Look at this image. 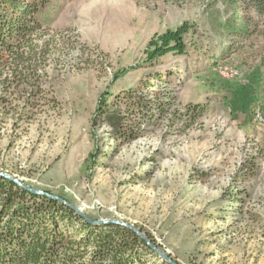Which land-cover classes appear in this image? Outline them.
Wrapping results in <instances>:
<instances>
[{"label":"rangeland","instance_id":"374dc122","mask_svg":"<svg viewBox=\"0 0 264 264\" xmlns=\"http://www.w3.org/2000/svg\"><path fill=\"white\" fill-rule=\"evenodd\" d=\"M253 7L50 0L38 19L56 43L59 107L4 93L3 68L0 172L134 226L178 264H264V10ZM180 28L184 49H167L160 37ZM129 89L166 113L115 103ZM106 106L122 132L99 117Z\"/></svg>","mask_w":264,"mask_h":264},{"label":"trees","instance_id":"16d2710c","mask_svg":"<svg viewBox=\"0 0 264 264\" xmlns=\"http://www.w3.org/2000/svg\"><path fill=\"white\" fill-rule=\"evenodd\" d=\"M49 1L0 0V72L5 67L9 70V75L1 80L2 90L20 99L28 96V104L35 99L34 106L39 112L51 104L59 107L47 74L56 43L38 19ZM250 1L258 12L264 10L263 0ZM184 34L180 28L160 39L167 49L181 51ZM154 55L155 51L150 52L152 59ZM155 78L162 81L163 76ZM115 103L127 105L130 111L146 107L150 112L156 111L159 117L166 113V104L158 95L143 101L134 89L115 97ZM199 109L194 107L187 119L200 116ZM98 115L114 129L124 130V116H115V111L109 112L108 106L99 109ZM157 262L168 264L129 229L114 224L90 225L59 202L34 195L0 178V264Z\"/></svg>","mask_w":264,"mask_h":264},{"label":"water","instance_id":"95a60500","mask_svg":"<svg viewBox=\"0 0 264 264\" xmlns=\"http://www.w3.org/2000/svg\"><path fill=\"white\" fill-rule=\"evenodd\" d=\"M0 178L10 181V182L16 184L17 186H19L20 188L31 192L34 195L44 196V197H47L51 200L59 202L60 204L74 210L79 216L84 218L90 225L99 226V225L114 224V225H118V226L127 228L130 231H132L133 233H135L142 241H144L149 246V248H151L163 261H165L168 264H178L177 262L173 261L169 255H167L165 252H163L161 249H159L155 244H152L148 240V238L140 230L136 229L134 226H131L129 224H126L124 222H120L117 220L93 221L90 218H88L81 210L72 206L70 203H68L66 200H64L61 197L51 195V194H48V193L43 192L41 190L25 186L20 180L14 178L11 175L4 173V172H0Z\"/></svg>","mask_w":264,"mask_h":264}]
</instances>
